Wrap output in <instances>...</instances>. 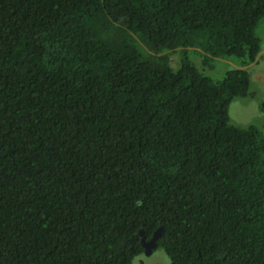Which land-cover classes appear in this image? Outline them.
<instances>
[{"label":"trees","instance_id":"obj_1","mask_svg":"<svg viewBox=\"0 0 264 264\" xmlns=\"http://www.w3.org/2000/svg\"><path fill=\"white\" fill-rule=\"evenodd\" d=\"M262 16L264 0H0V264H129L158 229L170 264H264V130L227 116L249 74L214 81L184 51L252 62Z\"/></svg>","mask_w":264,"mask_h":264},{"label":"rangeland","instance_id":"obj_2","mask_svg":"<svg viewBox=\"0 0 264 264\" xmlns=\"http://www.w3.org/2000/svg\"><path fill=\"white\" fill-rule=\"evenodd\" d=\"M255 33L259 38V53L256 62L243 63L235 57L215 58L213 66L207 68L201 65L199 56L195 51L184 50L187 58L194 63L199 71L209 76L212 80L221 79L223 72L227 69L241 68L249 74L247 94L234 97L227 109L228 123L240 127L250 124L264 130V112L259 108L260 101L264 100V16H262L255 27ZM179 50L168 54L169 64L175 69L178 65ZM256 57V56H255ZM255 59V58H254ZM259 74V79L255 76ZM129 264H170L169 259L161 248H154L150 254L143 252L135 255Z\"/></svg>","mask_w":264,"mask_h":264},{"label":"water","instance_id":"obj_3","mask_svg":"<svg viewBox=\"0 0 264 264\" xmlns=\"http://www.w3.org/2000/svg\"><path fill=\"white\" fill-rule=\"evenodd\" d=\"M139 234L141 232H138ZM159 234V229L155 230L152 235L149 237V239L145 240V236L143 235V237L140 238V244L143 248V253L145 255L150 254L151 250L154 249L156 247L154 238L155 236H157Z\"/></svg>","mask_w":264,"mask_h":264},{"label":"crops","instance_id":"obj_4","mask_svg":"<svg viewBox=\"0 0 264 264\" xmlns=\"http://www.w3.org/2000/svg\"><path fill=\"white\" fill-rule=\"evenodd\" d=\"M262 52H264V49L262 50ZM258 53H259V51H258ZM258 53H257V55H258ZM257 55H256V57H255V59H254V61L253 62H256L257 60ZM257 79H259L260 77H259V74H257L256 76H255Z\"/></svg>","mask_w":264,"mask_h":264},{"label":"flooded vegetation","instance_id":"obj_5","mask_svg":"<svg viewBox=\"0 0 264 264\" xmlns=\"http://www.w3.org/2000/svg\"><path fill=\"white\" fill-rule=\"evenodd\" d=\"M149 239V238H148ZM145 240H147V239H145Z\"/></svg>","mask_w":264,"mask_h":264}]
</instances>
